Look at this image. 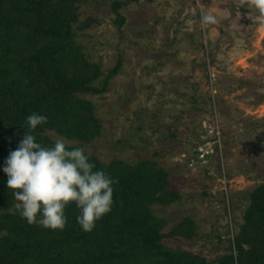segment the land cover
Returning a JSON list of instances; mask_svg holds the SVG:
<instances>
[{
	"label": "rangeland",
	"instance_id": "374dc122",
	"mask_svg": "<svg viewBox=\"0 0 264 264\" xmlns=\"http://www.w3.org/2000/svg\"><path fill=\"white\" fill-rule=\"evenodd\" d=\"M116 1L125 3L122 27ZM249 3L78 0L77 41L105 73L96 85L102 89L106 75L121 69L106 90L82 96L96 106L98 138L84 143L49 133L105 164H160L180 193L177 202L153 207L164 233L186 219L195 226L193 237L164 244L210 261L232 253L248 192L264 184V24ZM202 10L218 23L202 26ZM208 142L213 155L202 161Z\"/></svg>",
	"mask_w": 264,
	"mask_h": 264
},
{
	"label": "trees",
	"instance_id": "16d2710c",
	"mask_svg": "<svg viewBox=\"0 0 264 264\" xmlns=\"http://www.w3.org/2000/svg\"><path fill=\"white\" fill-rule=\"evenodd\" d=\"M77 2L0 0V264H264V184L248 192L232 253L210 261L164 244L166 237H193L195 226L186 219L164 233L153 207L177 202L180 193L170 189L168 171L151 159L105 164L89 155L118 180L112 211L91 232L77 223L74 203L66 208L69 223L63 231L30 225L18 214L3 167L28 131L27 116L47 117L32 133L45 146L55 142L50 132L91 143L101 135L102 123L94 103L82 96L106 90L121 69L118 64L106 75L102 89L96 85L105 73L77 41ZM124 4L112 5L120 27L126 21L120 12Z\"/></svg>",
	"mask_w": 264,
	"mask_h": 264
},
{
	"label": "clouds",
	"instance_id": "9594fccd",
	"mask_svg": "<svg viewBox=\"0 0 264 264\" xmlns=\"http://www.w3.org/2000/svg\"><path fill=\"white\" fill-rule=\"evenodd\" d=\"M249 7L256 11L254 19L264 24V0H250ZM200 23L207 27L218 19L213 12L202 10ZM47 122L41 114L27 116L28 131L3 167L7 188L17 202L18 214L28 224L63 231L69 223L66 208L74 203L80 213L77 223L91 232L112 211L118 180L98 169L83 147L71 146L73 142L62 137L52 146L37 142L32 133Z\"/></svg>",
	"mask_w": 264,
	"mask_h": 264
},
{
	"label": "built area",
	"instance_id": "2783aa9c",
	"mask_svg": "<svg viewBox=\"0 0 264 264\" xmlns=\"http://www.w3.org/2000/svg\"><path fill=\"white\" fill-rule=\"evenodd\" d=\"M214 142L217 143V140L214 141ZM201 149H200L201 150V154L198 157V158H200V160L206 161L209 158H211V156L213 155V151H212V147H211V142L206 143V146L202 147Z\"/></svg>",
	"mask_w": 264,
	"mask_h": 264
}]
</instances>
